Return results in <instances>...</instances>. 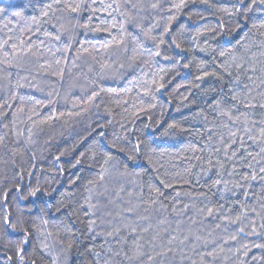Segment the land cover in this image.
Here are the masks:
<instances>
[{
  "label": "trees",
  "instance_id": "trees-1",
  "mask_svg": "<svg viewBox=\"0 0 264 264\" xmlns=\"http://www.w3.org/2000/svg\"><path fill=\"white\" fill-rule=\"evenodd\" d=\"M74 2L0 0V41L13 37L0 49V223L23 212L52 233L32 240L26 264H264V247H256L264 245V180L241 178L264 167V158L247 156L264 145L244 131L261 140L264 110L230 98H243L247 84L252 102H264V29L252 28L264 11L245 21L243 9L228 15L237 0H187L179 13L168 9L180 0H103L108 11L96 0L101 10L89 21V11L58 10ZM222 110L243 114L241 122ZM217 179L231 191L213 187ZM61 204L68 207L57 212ZM18 238L0 231V264H17ZM41 243L50 255L33 251ZM88 248L101 253L98 261Z\"/></svg>",
  "mask_w": 264,
  "mask_h": 264
},
{
  "label": "snow or ice",
  "instance_id": "snow-or-ice-1",
  "mask_svg": "<svg viewBox=\"0 0 264 264\" xmlns=\"http://www.w3.org/2000/svg\"><path fill=\"white\" fill-rule=\"evenodd\" d=\"M6 2H10V0H6ZM55 2L57 4H59L61 2V0H55ZM202 3H207V0H201ZM96 0H91V3L88 2V0H78V2H74V3H65L64 7L61 9H58L59 11H67L69 13H75L77 15H79L81 12L83 11H89L92 13V16L88 17V20L91 21L93 16L95 15L96 12L100 11V8H96L93 5H95ZM187 4V0H180L179 3H173L172 6L168 9L169 12H171L173 9H175V11L177 13L180 12L181 9H183L184 7H186ZM101 5L103 7L104 11H108L109 8H112V5L109 4L107 6H103V0H101ZM48 9H52V4H48L47 5ZM132 7H135V5H132ZM160 7V5L157 4H153L152 8H158ZM255 8H259L260 10L264 11V0H248V2H246V0H237L236 5L233 6L234 11L228 13L229 16L235 15V14H240L241 9H243V15H244V19L245 21H247L248 16L247 14L252 12L253 9ZM116 11H119V5H117ZM3 9L0 8V12H2ZM15 16H19L21 15V13L17 12L14 13ZM44 15H47V12L44 13ZM108 15H111V12H108ZM177 15H172L170 20L168 21L167 25L164 27V34H168L171 31V26L172 23L177 19ZM33 19H35V17H33ZM83 27H89L88 24H84L82 25ZM111 27H115V25H110L108 27H95L94 29H92L93 31L96 32H110ZM121 28L123 29V25H121ZM252 28L256 29L257 31L264 29V22H260L259 24H257L255 21H253L252 23ZM260 35L264 36V32H260ZM13 39V37L9 36L7 39L0 41V49H2L5 45H8L9 42ZM56 39H59V36L56 37ZM154 39V37L152 38ZM122 42V41H121ZM163 39H161L160 43H163ZM110 45H106V47H108ZM176 48H180L179 44L175 45ZM241 47H244L245 49H247L248 45L245 44H241ZM18 45L16 43H12L11 44V49H12V55H15L16 51H17ZM6 55H8V53H6ZM150 55H154V56H160L161 53L159 51H156L155 53H150ZM221 56H224L225 53L221 52L220 53ZM261 55H264V52L261 53ZM132 61H136L138 59V57L136 55H133L130 58ZM165 59H168V57H165ZM57 63H59V61H57ZM188 65H185V67H187ZM201 67H203V62L200 65ZM238 68L243 67L242 64H238L237 65ZM227 70V69H226ZM230 76L232 75L231 72L228 73ZM210 75V73L208 72H204L202 76H198L197 79L198 80H203L206 76ZM211 75H215V73H211ZM249 80H251V77H248ZM264 82V81H262ZM234 83L236 85H240L241 84V80L239 78V76H237L234 80ZM161 88H163L164 86L161 85ZM244 89L246 90L245 95L243 96V98L238 97L235 93H233L231 95V100L233 101H237L239 104L243 105L245 108L248 109H255L257 107H259L260 109L264 110V102H257V103H253L252 100H254L255 98H249L251 95V89L249 88V86L247 84L244 85ZM262 96H264V94H261ZM220 101H217V106H219ZM221 114L224 116H227L229 120H231L233 123H239L241 122V115L243 114H239V115H235L233 116V114L230 111H221ZM245 124L248 123V119L245 116V119L243 121ZM252 126L255 127L257 125V121L253 120L252 122ZM260 125V131H259V135L261 137L260 141H257L256 138L254 136H251V128L249 127H245L244 131L246 133H249V138L252 139L255 143H260L262 145H264V118H262L259 122ZM227 127V125H226ZM170 129H177L180 128V125L178 123H174L169 125ZM230 136L235 137L236 133L235 132H230L229 133ZM232 143H236L235 140L232 141ZM242 143V141H241ZM139 147V146H137ZM230 147V145H229ZM233 155H236L235 152H233ZM248 157H252L253 160L256 159L257 156H260L261 158H264V146L260 147L259 152H257L255 155H253L252 152H248L247 153ZM247 157H245L246 159ZM57 159H59V157H57ZM109 160H111V157H108L105 159L104 163L107 164L109 162ZM77 163H79V161H77ZM247 167L251 168L252 165L248 164ZM235 171V170H233ZM231 175V173H230ZM103 177H101L102 179ZM244 181H247L249 179L255 181L258 178L260 180H264V167H261L259 169V173H252L250 175H242L241 177ZM89 183H92V181H89ZM224 183L225 184V189L224 191H231V189L227 188V182L226 181H222L221 179H217L213 182V187L218 186L220 184ZM168 186V185H166ZM235 187H242V185L237 184L235 185ZM40 189L36 188L34 190H32L29 195L32 197L37 196L38 193H40ZM155 191L157 192V194H160L159 189H155ZM46 196H51L50 192H45L43 193ZM245 195H247V193H245ZM67 208L68 205H63L61 204L60 206L57 207L56 211L60 212L61 208ZM223 207V206H221ZM242 208L244 207L243 205L241 206ZM31 211V210H29ZM41 211H43V209H41ZM129 211H131V209H129ZM252 211L254 212L255 209H252ZM208 213L209 215L212 214V209L209 208L208 209ZM246 213L241 212L240 215L237 216L236 220L231 221V223H238L241 220L242 216H245ZM95 223V221H90L89 225H88V229L89 231H92V225ZM41 224L43 226H46L48 224V221L45 219L41 218ZM217 227H219V225H217ZM262 228H264V225H261ZM0 231H2L5 235H10V234H19V238L16 240V243L14 245V252H15V257L17 260V264H26L25 261V256L27 254V246L31 244L32 240L35 238L37 240H40L42 237L46 238L47 236H51L52 233L50 232H46L41 226H37L35 224V221L32 220L30 217L25 216V214L23 212H21L15 220H13V218L11 217L10 214H5L2 217V223H0ZM133 231H135L133 229ZM240 233H244V228L240 227L237 229V234ZM119 234V230H114L113 232H109L108 235L109 236H116ZM249 234H257L255 228H253L252 233ZM73 236L75 234H72ZM174 239V237H173ZM197 239H199V237H197ZM232 240L236 239V236L233 235L231 237ZM171 242V241H169ZM61 244H63V241H60ZM74 246H76V241L74 239L70 240L67 244V247H61L60 251L62 254H67L70 253L71 250L74 248ZM50 245L46 244V243H41L37 246H35L33 248V251L36 253H40L43 254L46 250L49 251V255H50ZM142 246L137 244V251L139 252V249ZM247 247V246H245ZM256 247H264V245H256ZM87 251L96 258V260L98 261L99 257L101 256L100 252L95 251L92 248H88ZM109 251H111V249H109ZM209 255H211V253H209ZM7 259L9 261H11L13 259V257L9 256L7 257ZM149 259L151 260L152 257L149 256ZM58 258L57 257H51V264H57ZM28 264H35V260H32L30 262H28ZM66 264H70L69 261H66ZM105 264H107V261H105Z\"/></svg>",
  "mask_w": 264,
  "mask_h": 264
}]
</instances>
